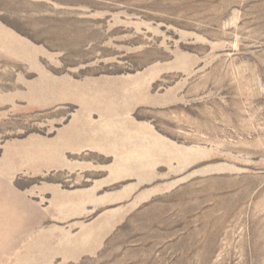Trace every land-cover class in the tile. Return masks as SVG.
<instances>
[{
	"label": "rangeland",
	"instance_id": "374dc122",
	"mask_svg": "<svg viewBox=\"0 0 264 264\" xmlns=\"http://www.w3.org/2000/svg\"><path fill=\"white\" fill-rule=\"evenodd\" d=\"M0 264H264V0H0Z\"/></svg>",
	"mask_w": 264,
	"mask_h": 264
}]
</instances>
